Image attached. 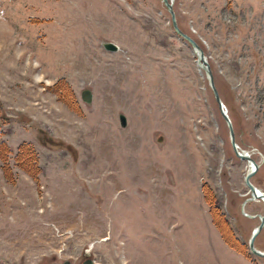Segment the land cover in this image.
I'll list each match as a JSON object with an SVG mask.
<instances>
[{
  "label": "rangeland",
  "instance_id": "1",
  "mask_svg": "<svg viewBox=\"0 0 264 264\" xmlns=\"http://www.w3.org/2000/svg\"><path fill=\"white\" fill-rule=\"evenodd\" d=\"M173 8L264 192V0ZM195 59L161 0H0V122L16 176L10 184L0 168V264H80L85 254L94 264H264L246 245L264 202H246L252 218L241 212L247 163ZM41 131L74 152L42 144ZM22 142L39 155L37 181L15 165ZM206 196L244 256L223 242ZM255 243L264 250V228Z\"/></svg>",
  "mask_w": 264,
  "mask_h": 264
},
{
  "label": "water",
  "instance_id": "2",
  "mask_svg": "<svg viewBox=\"0 0 264 264\" xmlns=\"http://www.w3.org/2000/svg\"><path fill=\"white\" fill-rule=\"evenodd\" d=\"M161 1L163 2L164 6L166 7L167 11L169 12V14L171 16V24H172L174 31L181 38H183L186 42H188L190 44L192 51L195 54L197 66L204 71L205 78L208 82V85L210 86V88L212 90L213 96L215 98V101L217 102L220 113L227 123L228 130H229L230 143H231V147H232V150H233L235 156H237L238 158L245 160L247 162L248 167H247V170L244 174L243 180H244L245 185L248 187L250 195H249V197H247L243 200V202L241 204V210H242L244 215L249 216V217H253V215L245 213L243 211V207H244L246 202L253 200V199H262L264 201V192L261 189L257 188L250 181V178L257 171L259 164L251 157L249 152L241 149L235 141L232 123H231L230 118L226 112V108L224 107V104H223V102L220 99V96L218 94V91H217L216 86L214 84V77H213V73H212L210 64H209L207 57L204 54L202 48L199 46V44L191 36H189L188 34L183 32L178 27L177 22H176V18H175V14H174V11L172 8L173 1L172 0H161ZM100 43L102 44L104 49H106L108 51H118L119 50V46L116 43H114L113 41L101 40ZM80 96H81L82 101L87 103V104L92 101V92L89 88L82 89L80 92ZM119 120H120L121 126L126 125V117L124 114H122V113L119 114ZM163 140H164V137L160 134L156 138V141L158 143H161ZM258 217H259V223L253 229V231H252V233L248 239V248H249L251 253H253L257 256H260V257H264V251L257 249L254 245V240H255L257 234L264 227V213L259 214ZM62 264H70V261L64 260ZM83 264H92V261L90 259H87Z\"/></svg>",
  "mask_w": 264,
  "mask_h": 264
},
{
  "label": "trees",
  "instance_id": "3",
  "mask_svg": "<svg viewBox=\"0 0 264 264\" xmlns=\"http://www.w3.org/2000/svg\"><path fill=\"white\" fill-rule=\"evenodd\" d=\"M2 109V103L0 102V110ZM4 118L3 116H1ZM1 123L0 122V161H1V169L4 178L9 183L15 182V176L12 171V168L9 164V155L11 153V149L9 145L1 138ZM39 141L42 144L49 143L51 145H56L60 147H65L69 151L74 152L73 147L70 144H65L60 140H55L53 137L44 134L41 131V135L39 136ZM15 165L27 173L32 179L36 180L40 173V167L38 165V154L34 147L27 142L21 143L17 147V151L14 155ZM212 197L210 199L206 196L207 202H209V212L212 218L213 223L219 230L223 240L228 244L229 247L237 250L240 253H245L243 247L245 246L241 242H239L238 238L233 234V230L229 224V221L226 219L225 214L221 212L218 206L214 205L212 202Z\"/></svg>",
  "mask_w": 264,
  "mask_h": 264
},
{
  "label": "flooded vegetation",
  "instance_id": "4",
  "mask_svg": "<svg viewBox=\"0 0 264 264\" xmlns=\"http://www.w3.org/2000/svg\"><path fill=\"white\" fill-rule=\"evenodd\" d=\"M87 258L88 257L85 255L84 258H83V260L80 262V264H83L87 260Z\"/></svg>",
  "mask_w": 264,
  "mask_h": 264
}]
</instances>
